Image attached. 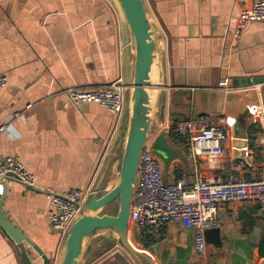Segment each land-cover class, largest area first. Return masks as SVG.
Returning <instances> with one entry per match:
<instances>
[{
  "label": "crops",
  "instance_id": "obj_1",
  "mask_svg": "<svg viewBox=\"0 0 264 264\" xmlns=\"http://www.w3.org/2000/svg\"><path fill=\"white\" fill-rule=\"evenodd\" d=\"M145 2L158 29L162 67L146 145L159 160L163 182L183 177L191 184L195 165L159 123L204 113L224 126L227 151L202 163L204 174L222 181L264 177V20L248 22L235 36L240 10L250 0ZM122 50L121 22L111 0H0V74L7 78L0 89V126H7L0 132V157L17 159L34 173L37 186L4 179L1 210L50 264L63 237L48 222L42 189L90 187L119 122L95 102L73 103L66 90L99 89L122 78ZM118 165L115 160L107 184L115 182ZM218 216L223 230L247 237L230 239L222 249L208 244L202 257L194 251L191 230L180 223H168L160 240H139L154 264H264L257 251L264 236L260 204L224 203ZM128 237L136 238L132 225ZM22 250L31 264H42L26 242L16 243L0 227V264H24ZM85 256V264H136L117 240L106 241L98 232Z\"/></svg>",
  "mask_w": 264,
  "mask_h": 264
},
{
  "label": "built area",
  "instance_id": "obj_2",
  "mask_svg": "<svg viewBox=\"0 0 264 264\" xmlns=\"http://www.w3.org/2000/svg\"><path fill=\"white\" fill-rule=\"evenodd\" d=\"M263 20L264 0H250L249 5L240 10L235 36L242 32L248 22ZM6 85V76L0 74V89ZM124 91L123 80L119 78L99 89L70 87L66 93L75 104L95 102L119 118L124 106ZM158 128L169 135L174 143L182 145L188 157L193 159L195 179L189 185L183 177L173 182H163L158 158L148 145L144 146L130 214L131 225L141 240H160L168 223H180L191 230L194 251L198 257H202L208 246L205 230L220 226L219 205L254 201L260 204L264 214V177L222 181L218 177L206 176L201 169L202 163L214 162L227 155L224 147L225 128L210 114H200L195 119L178 118L172 125L161 122ZM0 132L6 133L7 126L1 125ZM0 178L16 180L30 189L37 188L34 173L11 156L0 157ZM42 190L49 203L46 213L48 222L63 237L80 214L90 187L63 192L49 188ZM2 191L3 184L0 183V195ZM232 216L237 218L236 213H232Z\"/></svg>",
  "mask_w": 264,
  "mask_h": 264
},
{
  "label": "water",
  "instance_id": "obj_3",
  "mask_svg": "<svg viewBox=\"0 0 264 264\" xmlns=\"http://www.w3.org/2000/svg\"><path fill=\"white\" fill-rule=\"evenodd\" d=\"M111 2L121 22L122 78L125 86L123 111L110 148L90 186V193L80 214L63 236L55 264H85L86 250L97 232L106 241L117 240L136 264H154L151 254L143 250L137 230L133 228L136 235L133 240L129 239L128 233L140 156L155 121L162 88L159 33L145 0ZM115 160L119 161L117 178L106 190ZM3 180L0 178V182L3 183ZM2 201L3 195H0V227L16 243L26 242L40 257L42 264H50L47 255L4 215L1 210ZM110 208L111 212L108 211ZM234 231V228L225 227L223 230L220 226L207 229L204 233L205 241L214 248L222 249L230 239L247 237L245 234H233ZM22 259L24 264H31L30 256L24 250Z\"/></svg>",
  "mask_w": 264,
  "mask_h": 264
},
{
  "label": "trees",
  "instance_id": "obj_4",
  "mask_svg": "<svg viewBox=\"0 0 264 264\" xmlns=\"http://www.w3.org/2000/svg\"><path fill=\"white\" fill-rule=\"evenodd\" d=\"M259 130V129H256V131ZM255 130H253V127H251L249 129V133H253ZM257 251H258V254L260 256H264V236L262 237V239L260 240V242L258 243L257 245Z\"/></svg>",
  "mask_w": 264,
  "mask_h": 264
},
{
  "label": "rangeland",
  "instance_id": "obj_5",
  "mask_svg": "<svg viewBox=\"0 0 264 264\" xmlns=\"http://www.w3.org/2000/svg\"><path fill=\"white\" fill-rule=\"evenodd\" d=\"M113 183H114V182H113ZM107 186H108V187H109V186H112V182H111V183H108ZM113 206H114V205H113ZM114 209H115V207H114ZM114 209H113V210H114ZM108 211L111 212V211H112V208H110V210L108 209Z\"/></svg>",
  "mask_w": 264,
  "mask_h": 264
},
{
  "label": "bare ground",
  "instance_id": "obj_6",
  "mask_svg": "<svg viewBox=\"0 0 264 264\" xmlns=\"http://www.w3.org/2000/svg\"><path fill=\"white\" fill-rule=\"evenodd\" d=\"M0 183H2V182H0ZM129 229H130V225H129Z\"/></svg>",
  "mask_w": 264,
  "mask_h": 264
}]
</instances>
